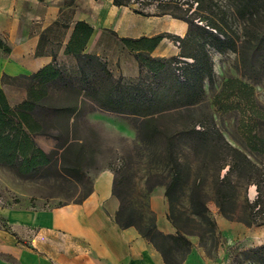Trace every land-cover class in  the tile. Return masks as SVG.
Returning <instances> with one entry per match:
<instances>
[{
	"label": "trees",
	"instance_id": "1",
	"mask_svg": "<svg viewBox=\"0 0 264 264\" xmlns=\"http://www.w3.org/2000/svg\"><path fill=\"white\" fill-rule=\"evenodd\" d=\"M143 1L145 0H114L118 5ZM195 1L197 7L190 12V7H184L179 0H160L161 9L153 12L154 14H170L181 18L188 22L189 28L183 38L170 35L175 40H180L181 51L178 55L152 56L144 52L137 53L140 73L136 78L117 76L100 56L83 52L92 31L84 21L76 23L65 50L66 53L74 54V67L68 69L61 65L57 54L54 53L53 62L38 72L5 78H25L28 83L27 97L16 105L9 102L0 87V165L19 169L23 161L19 152L22 140L29 138L31 133L47 135L46 129L34 131L33 126L29 124L30 117L33 119L31 122L37 125L52 124L55 127L53 123H57V129L61 132L54 135V138L59 141L56 146L62 149L63 158L66 153L80 157L79 154L86 148V143L80 141L81 138L76 135L79 131L78 119L84 107L90 104L93 108L136 118L137 134L142 142H157V139L164 135V151L172 163L171 178L165 187V195L170 201L171 209L174 207L177 192L182 190L191 177L190 167L178 154L182 136H189L187 142L191 146L207 148L208 153L212 152L217 162L214 167L215 201L222 214L234 220L228 209L238 190V183L233 179V175L244 177L248 182H257L260 172L258 166L246 152L230 143L209 120L192 119L179 124V118H191L195 106L204 99L205 81L210 79L214 72L209 48L219 52L230 49L238 51L243 75L256 84L264 81V25L260 24L264 21V0H229L235 14L246 20L242 38L227 29L224 19L215 17L211 8L212 0ZM188 2L189 0L186 3L189 4ZM204 3L209 5L204 6ZM136 11L146 15L152 14L142 7H137ZM197 18H205L207 22L199 23ZM69 22V17L63 13L41 36L37 53L45 52L47 41L59 38L69 27ZM144 67L147 68L146 73ZM55 90L61 91L60 94L63 95L59 96L58 101L57 97L53 96ZM39 115L43 117L39 118ZM197 124L200 125L199 129L196 128ZM225 167L228 169L222 174ZM118 182L120 180L114 178L113 193L120 201L116 212L117 222L121 227L135 226L162 253L167 264H182L192 246L190 235H199L200 244L204 248L205 234L216 238L217 222L207 207L201 181L192 182L190 203L191 215L196 217L199 225H204L203 233L188 229L171 214L169 219L177 229L175 234L159 230L155 212L152 210L151 216L148 217L142 213L136 215V208L127 206L124 197L117 190ZM149 190L152 193L153 186H150ZM252 209L255 210L249 224H261L259 218L260 214L264 213V206L260 204V196ZM188 221H194V218L188 216ZM243 253L258 264H264V243L250 247Z\"/></svg>",
	"mask_w": 264,
	"mask_h": 264
},
{
	"label": "rangeland",
	"instance_id": "2",
	"mask_svg": "<svg viewBox=\"0 0 264 264\" xmlns=\"http://www.w3.org/2000/svg\"><path fill=\"white\" fill-rule=\"evenodd\" d=\"M179 1L184 7H190V12L197 7L195 0L192 3L189 0L190 6L186 3L187 0ZM159 4L160 0L136 3L137 7L149 12L160 10ZM205 5L209 4L204 3ZM211 8L216 18L224 19L230 32L242 38L246 20L235 14L229 0H212ZM198 19L199 23L207 22L205 18ZM260 24L264 25V21ZM209 50L214 72L205 81L204 99L195 106L192 117L179 118V124L192 119L209 120L230 143L247 153L260 172L257 182H248L244 177L233 175L238 183V190L228 205L229 215L234 218L233 221L247 228L241 232H223L217 225L215 239L205 234V250L209 257L220 264H258L243 251L261 241L264 243V213L260 214L261 224H249L253 211L258 208L257 206L252 209L259 196L260 204L264 206V81L256 84L243 75L238 51L230 49L219 52L214 48ZM146 72L147 68L144 67V73ZM8 83V96L15 105L25 95L28 80L15 78L9 79ZM60 92H53L57 101L59 96H63ZM82 111L78 119L79 131L76 134L81 138L80 141L86 143V148L79 154L80 157L83 155L81 158L71 153H66L63 158L62 149L56 146L59 141L54 138V135L61 132L57 129V123H53L55 127L52 124L37 125L32 123L33 119L30 117L29 124L34 131L46 129L47 135L31 133L25 139L20 153L23 161L19 169L0 165V204L17 206L30 200L33 205L59 207L68 202H82L93 189L95 175L109 168L113 171L114 178L120 180L116 188L124 197L127 206L135 207L136 215L142 213L147 217L151 216L149 187L153 186L154 190L161 187L165 189L172 173V163L164 151V135L157 142L145 143L138 138L136 118L133 116L93 108L90 104ZM196 128L199 129L200 125L197 124ZM188 138L187 134L182 136L178 154L190 167L191 177L182 190L177 192L173 209L167 197L168 217L172 214L188 229L203 233L204 225H199L196 217L191 215L190 191L194 180L201 181L203 196L211 216L215 219L216 210L222 214L215 201L214 167L217 162L212 152L208 153L207 148L191 146L187 142ZM227 169L225 167L222 174ZM188 216L194 218V221L187 222ZM0 228L16 234L1 216ZM191 236L197 237L200 243L199 235L189 237ZM12 241L15 244L31 246L27 238L17 236ZM59 241H62L61 237Z\"/></svg>",
	"mask_w": 264,
	"mask_h": 264
},
{
	"label": "crops",
	"instance_id": "3",
	"mask_svg": "<svg viewBox=\"0 0 264 264\" xmlns=\"http://www.w3.org/2000/svg\"><path fill=\"white\" fill-rule=\"evenodd\" d=\"M136 8V3L118 5L114 0H0V87L9 102L5 78L38 72L53 62L54 53L61 65L74 67V54L65 50L78 21L92 29L83 52L100 56L115 75L136 78L140 52L178 55L181 48L170 35L183 38L188 22L170 14H141ZM63 13L70 19L69 27L56 40L47 41L45 52L37 53L41 36ZM26 97L27 91L15 105ZM113 182V171L105 168L95 175L93 189L82 202L59 207L33 205L30 200L17 206L0 204V216L16 232L0 228V264H167L135 226L121 227L117 222L120 201ZM150 206L159 230L175 234L164 188L151 193ZM215 219L223 232L247 228L217 210ZM17 236L29 239L31 246L13 243ZM189 238L192 246L182 264H220L197 237Z\"/></svg>",
	"mask_w": 264,
	"mask_h": 264
},
{
	"label": "built area",
	"instance_id": "4",
	"mask_svg": "<svg viewBox=\"0 0 264 264\" xmlns=\"http://www.w3.org/2000/svg\"><path fill=\"white\" fill-rule=\"evenodd\" d=\"M175 44H176L177 46H180V40H175Z\"/></svg>",
	"mask_w": 264,
	"mask_h": 264
}]
</instances>
